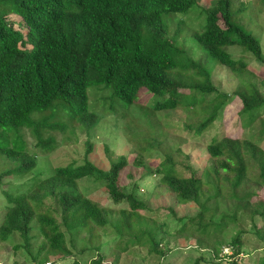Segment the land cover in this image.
Instances as JSON below:
<instances>
[{
    "label": "trees",
    "instance_id": "obj_1",
    "mask_svg": "<svg viewBox=\"0 0 264 264\" xmlns=\"http://www.w3.org/2000/svg\"><path fill=\"white\" fill-rule=\"evenodd\" d=\"M195 3L196 0H0L5 7L0 13V185L6 176L34 170L37 148L55 150L59 142L52 133L63 132L66 127L62 121H52L57 112L72 122H80L88 134L85 153L79 159L56 166L43 178L38 173L37 183L26 193L7 194L9 206L0 224V240L11 241L13 234L22 237L24 244L15 249L23 247L28 252L24 262L61 264L63 257L72 254L67 232L87 230L89 245L83 247L87 250L97 239L94 230L108 225L116 228V241L124 252L137 244L147 245L150 252L162 258L166 256L161 225L143 214L151 211L152 200L160 194L153 192L154 196L145 198L138 182L130 191L121 185L130 155L119 156L108 169L88 161L94 151L90 134L97 124V115L89 106L88 88L101 85L112 89L114 97L133 102L140 89L146 87L167 96L154 105L156 110L176 108L185 96L186 104L191 106L208 101L214 112L196 127L198 133L204 132L231 95L214 84L212 70L191 60L187 51L178 46V37L170 34L164 19V13H187ZM233 5L234 0H217L205 10L201 31L193 35L212 59L241 74L246 70V61L234 58L227 48L240 45L260 62H264L263 49L253 33L235 25V14L244 11L245 6L234 10ZM10 15L19 18L10 19ZM177 30L179 35L183 28ZM176 56L182 59L178 61ZM249 83L250 87L241 85L234 94L242 102L241 113L250 114L248 126L254 128L256 110L264 112V93L260 84ZM198 93L201 99L194 96ZM35 112L50 115L34 120ZM12 129L16 131L15 138L10 136ZM259 130L264 135V120ZM260 141L238 136L215 138L207 146V157L203 151L195 155L181 147L175 151L165 147V157L156 168L158 183L174 197L165 211L177 217V203L194 207L193 214L178 217L182 221L179 236L190 234L199 245L209 246L213 259L223 264H244L243 256L251 253L243 247L247 231L241 228L230 241H217L219 247L214 242L209 244L207 238L216 237L231 223L238 224L241 216L251 217L253 233L262 244L257 263L264 264V202L250 209L252 197L258 196L251 186L264 189V148ZM162 144L157 138H148L145 145L137 148L133 163L144 166L143 151L151 152ZM104 149L109 151L110 146ZM145 170L148 175L154 174L149 167ZM86 178L103 184L115 204L127 203L130 208L122 209L117 218L114 210L99 205L80 189L79 181ZM225 200L230 203L223 207ZM112 218L118 219L116 223ZM35 230L44 238L36 248L31 242ZM101 245L96 244L95 250L99 251ZM98 256L90 264L105 261L104 255Z\"/></svg>",
    "mask_w": 264,
    "mask_h": 264
},
{
    "label": "rangeland",
    "instance_id": "obj_2",
    "mask_svg": "<svg viewBox=\"0 0 264 264\" xmlns=\"http://www.w3.org/2000/svg\"><path fill=\"white\" fill-rule=\"evenodd\" d=\"M216 1L196 0L194 7L187 13H164V19L170 26V34L178 37V46L187 51L191 60H195L203 67L212 70L214 84L223 92L231 95V99H228V102L220 110L218 118L204 132L198 133L196 127L202 119L214 112L212 104L208 101L191 106L186 104L188 97L185 96L183 102L176 108L156 110L154 105L158 101L166 100L167 96L152 93L146 87L140 89L133 102L114 97L112 89H105L101 85H92L88 88L89 106L91 111L97 115V124L90 134L91 141L94 143V151L88 157V161L108 169L112 161L118 159L119 156L130 155V165L122 176L121 185L126 191H130L138 182L139 191L143 192L141 195L145 198L154 196L153 192L160 194V197L157 195L152 200L151 211L143 214L152 216L157 220V224L161 225L160 237L163 238L166 256L162 258L159 254L150 252L147 245L139 246L137 244L131 245L130 249L124 252L121 244L116 241L118 235L116 228L108 225L105 229L97 227L94 230L97 239L90 243L94 246L87 250L83 248L89 245L90 236L87 230L67 232L68 247L72 254L63 257L62 260L59 259L61 264H76L75 261L81 264H90L92 259L99 258V253L104 255L105 259L101 264H111V262L114 264H196V262L197 264H223L213 259L215 256L209 246L199 245L190 234L179 236L182 221H179L178 217L193 214L194 207L190 204L181 205L177 203V217H174L169 211L166 212L165 206L173 204L174 197L163 185L160 186L158 183L159 174L156 171L158 164L165 157V147L173 151L181 147L187 152H195V155H200L203 151L202 154L207 157V146L213 139L238 136L242 139L252 137L261 140L260 146L264 148V135L259 130L261 120H264V112L260 113L259 110H256L258 118L255 121V127L250 128L248 126L250 114L241 113L242 102L234 94L236 90H240L241 85L250 87L249 82L260 84L264 93V62H260L256 56L240 45L229 46L227 50L234 58L243 59L247 63L246 70L241 74L233 72L225 65L212 59L208 51L197 42L193 35V33L201 31L203 22L206 21L205 10L213 7ZM234 1L236 2V5H233L234 10L241 8L240 5L245 6V9L242 7L244 11L235 14V25L250 31L260 40L263 49L262 58L264 59L263 0ZM3 8L5 7L0 5V13ZM9 18L16 20L19 16L10 15ZM180 26L183 30L178 35L176 33H178L177 29ZM176 58L178 61L182 59L181 56H176ZM247 89L250 90L251 88ZM194 96L199 99L203 97L199 93ZM47 115L50 113L35 112L32 118L38 120ZM52 121H57V123L62 121L66 125L65 131L56 130L52 133L59 142L55 150L52 152L41 150L42 153L37 148L39 155H37L36 168L25 175L6 176L0 185V224L9 206L7 194L17 195L28 192L37 183L38 173H40L39 178H43L52 173L56 166L62 163L68 164L84 155L88 134L81 123L77 120L72 122L64 113L60 115V112H57L56 120L53 119ZM10 131V136L15 138L16 131L14 129ZM148 138L149 140L157 138L164 145L162 144L160 148L148 153L143 151L144 166H137L133 163L139 152L137 148L145 145ZM155 143L151 142V144ZM105 145L110 146L109 151L104 149ZM146 167L151 168L154 174L148 175L145 170ZM79 187L88 198L101 206H107L114 210L116 217L122 209L130 208L127 203L115 204L105 191V186L92 179L80 180ZM251 187V190H254L258 196L252 197L250 209L256 203L264 202V189L257 186ZM224 190L227 189L224 188ZM229 203L228 200H225V203L223 201V207L229 206ZM117 218H112L111 221L116 223ZM250 218V216H241L238 224L231 223L224 231H218L216 237H203L207 238L209 244L214 242V245L219 247L218 242L230 241L239 229L244 228L247 232L243 235V247L249 249L251 253L247 254L248 256H243V262L244 264H258L257 259L262 254V244L258 236L253 233V222ZM257 220L260 224L262 223L259 218ZM32 235L34 238L31 242L36 248L42 244L44 238L39 235L38 230L33 231ZM11 239L8 242L0 240V263L24 262L25 258L29 256L28 252L23 247L15 249L16 245H23L24 240L18 234H13ZM99 243L102 245L97 251L94 247Z\"/></svg>",
    "mask_w": 264,
    "mask_h": 264
},
{
    "label": "built area",
    "instance_id": "obj_3",
    "mask_svg": "<svg viewBox=\"0 0 264 264\" xmlns=\"http://www.w3.org/2000/svg\"><path fill=\"white\" fill-rule=\"evenodd\" d=\"M227 251V250H226ZM14 264H38V263H35V262H33V263H21V262H16V263H14ZM46 264H51V262H47Z\"/></svg>",
    "mask_w": 264,
    "mask_h": 264
},
{
    "label": "clouds",
    "instance_id": "obj_4",
    "mask_svg": "<svg viewBox=\"0 0 264 264\" xmlns=\"http://www.w3.org/2000/svg\"><path fill=\"white\" fill-rule=\"evenodd\" d=\"M16 262H21V263H27V262H22V261H13L11 264H14V263H16ZM0 264H10V263H7V262H2V263H0Z\"/></svg>",
    "mask_w": 264,
    "mask_h": 264
}]
</instances>
